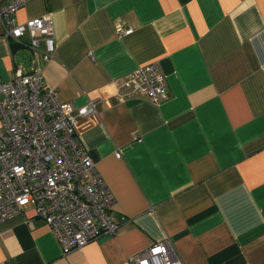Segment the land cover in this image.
<instances>
[{
	"label": "crops",
	"instance_id": "1",
	"mask_svg": "<svg viewBox=\"0 0 264 264\" xmlns=\"http://www.w3.org/2000/svg\"><path fill=\"white\" fill-rule=\"evenodd\" d=\"M43 14L54 22L52 57L33 56L27 37L6 40L0 24V79L33 57L44 86L79 108L153 63L168 98H109L79 117L116 199L114 235L63 254L25 206L0 221V263L130 264L167 239L183 264H264V0H26L15 16Z\"/></svg>",
	"mask_w": 264,
	"mask_h": 264
},
{
	"label": "built area",
	"instance_id": "2",
	"mask_svg": "<svg viewBox=\"0 0 264 264\" xmlns=\"http://www.w3.org/2000/svg\"><path fill=\"white\" fill-rule=\"evenodd\" d=\"M25 1L0 2L2 36L15 42L27 37L31 54L48 61L56 47L53 18L43 14L19 22L15 13ZM117 32L128 34L132 28L118 25ZM31 64L29 70L16 67L8 79H0V221L30 206L67 254L122 226L113 211L116 199L78 136L79 117L96 115L109 98L124 102L144 96L157 104L168 98V90L163 73L149 63L113 79L109 97L88 98L77 108L44 86L37 59L32 57ZM133 138L140 140L136 132ZM130 264L183 262L164 239L131 256Z\"/></svg>",
	"mask_w": 264,
	"mask_h": 264
},
{
	"label": "rangeland",
	"instance_id": "3",
	"mask_svg": "<svg viewBox=\"0 0 264 264\" xmlns=\"http://www.w3.org/2000/svg\"><path fill=\"white\" fill-rule=\"evenodd\" d=\"M122 78V77H121Z\"/></svg>",
	"mask_w": 264,
	"mask_h": 264
}]
</instances>
